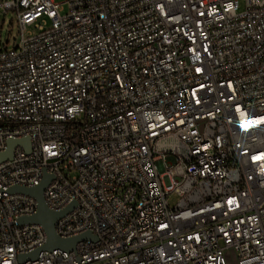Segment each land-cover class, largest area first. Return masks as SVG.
Wrapping results in <instances>:
<instances>
[{"label": "built area", "instance_id": "1", "mask_svg": "<svg viewBox=\"0 0 264 264\" xmlns=\"http://www.w3.org/2000/svg\"><path fill=\"white\" fill-rule=\"evenodd\" d=\"M0 264H264V0H0ZM33 27L37 32L28 31ZM49 177L57 237L11 193ZM178 196L172 208L167 196ZM39 251L35 258L21 255Z\"/></svg>", "mask_w": 264, "mask_h": 264}, {"label": "water", "instance_id": "2", "mask_svg": "<svg viewBox=\"0 0 264 264\" xmlns=\"http://www.w3.org/2000/svg\"><path fill=\"white\" fill-rule=\"evenodd\" d=\"M28 139L22 138L18 140H8L7 141V148L3 153H0V162L3 160L10 159L12 156L13 148L17 146H27ZM29 150V147H26V151ZM49 177L44 174L42 181L35 187L32 188H22V187H13L10 189L11 193H20L27 196H30L35 199L37 203V211L34 215L30 217H23L19 219V223L21 225L26 224H36L42 227L45 235H46V242L41 250L51 251L54 249H59L65 252H70L74 250L76 243L80 241H84L87 239H92L89 233H83L76 237L61 239L56 236L54 232V225L56 221L65 215L69 210H71L74 204L69 205L67 208L60 212H52L47 209L43 201V191ZM39 251H35L28 255H21L19 257L20 261H24L26 259H33L36 257Z\"/></svg>", "mask_w": 264, "mask_h": 264}, {"label": "rangeland", "instance_id": "3", "mask_svg": "<svg viewBox=\"0 0 264 264\" xmlns=\"http://www.w3.org/2000/svg\"><path fill=\"white\" fill-rule=\"evenodd\" d=\"M56 2H62V0H54ZM32 34H35L37 31L31 27L28 29ZM19 32L17 28V19L15 15L11 12L3 14L0 11V50L3 49H12L15 41L18 39ZM167 202L170 207H174L178 202V196L174 193H170L167 196ZM227 264H236L235 258L233 257L232 252L226 254Z\"/></svg>", "mask_w": 264, "mask_h": 264}]
</instances>
